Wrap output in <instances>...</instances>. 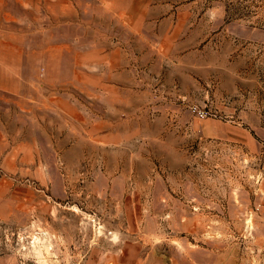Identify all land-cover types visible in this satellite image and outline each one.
I'll list each match as a JSON object with an SVG mask.
<instances>
[{
  "label": "rangeland",
  "instance_id": "obj_1",
  "mask_svg": "<svg viewBox=\"0 0 264 264\" xmlns=\"http://www.w3.org/2000/svg\"><path fill=\"white\" fill-rule=\"evenodd\" d=\"M0 264H264V0H0Z\"/></svg>",
  "mask_w": 264,
  "mask_h": 264
},
{
  "label": "crops",
  "instance_id": "obj_2",
  "mask_svg": "<svg viewBox=\"0 0 264 264\" xmlns=\"http://www.w3.org/2000/svg\"><path fill=\"white\" fill-rule=\"evenodd\" d=\"M104 105H102L101 106V114L99 115V116H96V119H100V125L101 126H104L105 124V122L107 121L106 120V118H107V115L105 114V110H104ZM112 109L114 110V111H116V109H117V104H113V107H112ZM102 110H103V112H102ZM106 134H108V133H106Z\"/></svg>",
  "mask_w": 264,
  "mask_h": 264
},
{
  "label": "bare ground",
  "instance_id": "obj_3",
  "mask_svg": "<svg viewBox=\"0 0 264 264\" xmlns=\"http://www.w3.org/2000/svg\"><path fill=\"white\" fill-rule=\"evenodd\" d=\"M44 233V232H43ZM38 240V239H37ZM47 245V244H46ZM38 251V250H37ZM42 252V251H41Z\"/></svg>",
  "mask_w": 264,
  "mask_h": 264
}]
</instances>
